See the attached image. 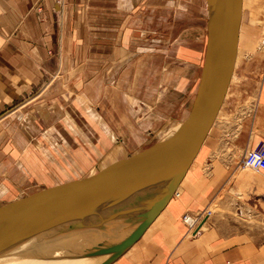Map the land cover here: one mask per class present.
<instances>
[{
    "label": "crops",
    "instance_id": "crops-1",
    "mask_svg": "<svg viewBox=\"0 0 264 264\" xmlns=\"http://www.w3.org/2000/svg\"><path fill=\"white\" fill-rule=\"evenodd\" d=\"M62 2L0 0V79H8V89L23 93L41 82V70L49 69L52 61L48 51L56 46L57 29L65 51L60 62L84 63L69 89H44L43 101L32 105L31 100L11 118L7 114L0 120V177L18 170L30 179L32 167L38 165L45 168L44 175L68 173L73 166L81 172L96 167L95 158L100 161L98 173L127 158L143 129L158 125L157 116H140L158 90L139 89L140 65L148 62V76L156 71L158 40L147 35L148 43L142 46L150 26L144 28L138 0H64V15L58 21ZM206 44L205 37L204 56ZM256 97L253 125L241 146L245 151L264 142V89H258ZM190 99L188 95L187 106ZM164 135L165 131L159 139ZM46 155L55 162L48 171V163L40 162ZM63 158L69 168L64 169ZM243 158L242 150L201 149L176 196L114 264H264V173L243 167ZM1 179L0 188L8 183ZM76 179L80 178L64 182ZM186 212L204 214L196 235L182 221Z\"/></svg>",
    "mask_w": 264,
    "mask_h": 264
},
{
    "label": "water",
    "instance_id": "water-1",
    "mask_svg": "<svg viewBox=\"0 0 264 264\" xmlns=\"http://www.w3.org/2000/svg\"><path fill=\"white\" fill-rule=\"evenodd\" d=\"M206 2L207 44L200 83L179 128L98 173L0 207V253L32 240L93 230L100 238L123 236L101 263L112 264L168 206L217 120L236 67L243 0Z\"/></svg>",
    "mask_w": 264,
    "mask_h": 264
},
{
    "label": "rangeland",
    "instance_id": "rangeland-1",
    "mask_svg": "<svg viewBox=\"0 0 264 264\" xmlns=\"http://www.w3.org/2000/svg\"><path fill=\"white\" fill-rule=\"evenodd\" d=\"M62 1V11L58 12V21L64 15V0ZM137 6V12L142 17L144 28L150 26L148 29L150 31H146L147 34L144 33L142 36V46L145 47L148 43V36L158 40V51L154 52L157 56L153 65L154 68L156 67V71L148 76L149 68H146L148 62L145 60L140 65L143 71L142 74H138L140 78L137 79V82L140 87L142 86L139 89H158L149 101L148 107L144 105L140 116L143 118L150 117L151 119H155L157 116L158 120H155L158 121V125L157 127L151 125L150 130L148 128L143 129L139 142H134V147L128 150L127 158L150 148L158 140L167 139L187 118V113L190 110L189 106H193L198 91L205 57L203 50L205 37L207 39L208 9L206 0H138ZM243 14L234 80L223 104L220 117L217 118L202 149L242 150L245 156L247 151L252 150L259 144L252 145L247 151L241 147L243 141L249 138L250 129L253 125L258 89H264L262 88V86L264 87V0H244ZM57 25L58 28L59 24ZM60 34L61 30L57 29L56 41L54 39L56 46L48 51L52 60L48 63L49 69L41 70L43 79L39 84L33 86L30 91L27 90V92L21 93L22 89H8V79H0V87L2 88L0 89V120L7 114L11 118L14 115V110L21 108L31 100H34L32 105L43 101L46 92L56 89V86L60 89L61 87L62 89H69V85L76 84V81H78L77 76L82 71L84 63L80 62L76 65L75 62L70 61L60 62L61 54L65 52L64 47L60 44ZM144 77L145 81H150L149 86H146L147 82L140 81ZM44 89H47L46 92ZM180 89H184V91L181 92ZM15 91H19V94L16 95ZM188 95L191 98L189 106L186 103ZM8 97L16 99L8 101ZM184 101L186 104H183ZM27 107H23L22 110ZM163 131H165V135L159 139ZM51 139L50 142L54 144V137ZM216 140H218L217 144ZM44 143L46 146L49 145L48 141ZM64 143L66 144L64 141L62 145ZM68 144L74 146L80 143L68 142ZM96 145L98 146L97 143ZM46 156V160L42 158L40 162L43 164L48 163L49 166H45L48 171L55 168L53 165L55 162L52 161V157ZM97 159L95 158L96 167H92L93 169L91 166L87 169L83 168L84 170L81 172H76L73 166L68 173L59 174L57 172L44 175L42 171L45 168L43 167L40 170L42 165H38V167H32L30 179L27 174L22 171L18 172V170L11 176L3 175V177H0L1 180L4 178L5 182L8 183H4L0 188V207L50 188L51 185L59 182L65 183L64 181L71 178L79 177L83 179L93 175L97 173L100 166V161ZM60 160L57 159L56 168H59ZM62 161L63 167L66 169L68 159L63 158ZM50 162L52 166L49 164ZM67 167L69 168V166ZM36 170H39L40 173ZM6 177H9L11 181H7ZM210 210L214 213L216 210L215 205L210 207ZM186 214L195 215L196 213L186 212L182 216V221Z\"/></svg>",
    "mask_w": 264,
    "mask_h": 264
},
{
    "label": "bare ground",
    "instance_id": "bare-ground-1",
    "mask_svg": "<svg viewBox=\"0 0 264 264\" xmlns=\"http://www.w3.org/2000/svg\"><path fill=\"white\" fill-rule=\"evenodd\" d=\"M243 10H244V0H243ZM240 37H241V30H240ZM239 47H240V39H239L238 53H239ZM237 61H238V55L236 62ZM233 80H234V75L230 83L229 90L232 86ZM221 112H222V108L218 114V117H220L219 115ZM20 114L21 112L18 113V115ZM179 187L175 192L173 198L179 192ZM150 227L146 230V232L150 229ZM198 231L196 232V234L198 233ZM95 234L97 233L93 230H85V232L70 234L65 237H56L55 239H50V240H44V241L32 240L31 242L25 243L23 245H19L13 249H9L0 253V264H101L111 255V251H109L110 250L109 248L120 242L123 239V236L108 239V238H100L98 237L99 235L94 236Z\"/></svg>",
    "mask_w": 264,
    "mask_h": 264
},
{
    "label": "built area",
    "instance_id": "built-area-1",
    "mask_svg": "<svg viewBox=\"0 0 264 264\" xmlns=\"http://www.w3.org/2000/svg\"><path fill=\"white\" fill-rule=\"evenodd\" d=\"M242 166L264 173V142L259 143L255 148L246 152L242 161ZM203 217L204 214H186L184 216L183 221L188 226L189 233L192 235L196 234Z\"/></svg>",
    "mask_w": 264,
    "mask_h": 264
}]
</instances>
